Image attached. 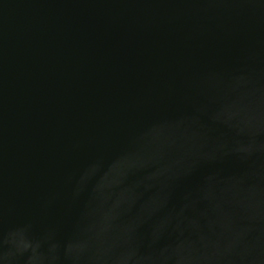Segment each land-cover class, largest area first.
Here are the masks:
<instances>
[{
    "label": "water",
    "instance_id": "obj_1",
    "mask_svg": "<svg viewBox=\"0 0 264 264\" xmlns=\"http://www.w3.org/2000/svg\"><path fill=\"white\" fill-rule=\"evenodd\" d=\"M0 264H264V0H0Z\"/></svg>",
    "mask_w": 264,
    "mask_h": 264
}]
</instances>
